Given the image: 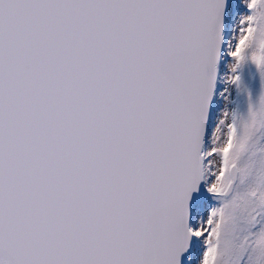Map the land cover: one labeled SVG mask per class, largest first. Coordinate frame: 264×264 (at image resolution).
I'll return each instance as SVG.
<instances>
[{
	"label": "snow or ice",
	"instance_id": "6c2138e0",
	"mask_svg": "<svg viewBox=\"0 0 264 264\" xmlns=\"http://www.w3.org/2000/svg\"><path fill=\"white\" fill-rule=\"evenodd\" d=\"M0 264H264V0H0Z\"/></svg>",
	"mask_w": 264,
	"mask_h": 264
}]
</instances>
